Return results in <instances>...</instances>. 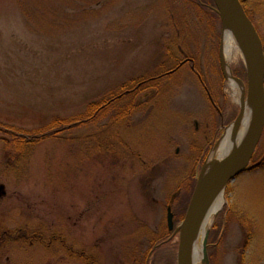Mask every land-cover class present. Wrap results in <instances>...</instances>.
<instances>
[{"label":"rangeland","instance_id":"374dc122","mask_svg":"<svg viewBox=\"0 0 264 264\" xmlns=\"http://www.w3.org/2000/svg\"><path fill=\"white\" fill-rule=\"evenodd\" d=\"M200 3L0 0V234L28 229L45 243L5 244L0 264H176L186 199L239 112L221 23ZM249 4L264 46V0ZM225 63L246 99L241 53ZM178 65L127 113L28 145L55 117ZM251 163L224 189L205 264H264V132Z\"/></svg>","mask_w":264,"mask_h":264},{"label":"water","instance_id":"95a60500","mask_svg":"<svg viewBox=\"0 0 264 264\" xmlns=\"http://www.w3.org/2000/svg\"><path fill=\"white\" fill-rule=\"evenodd\" d=\"M211 1L222 29L227 26L231 30L242 53L247 73L248 91L252 94L253 119L242 143L219 162L215 170V180L203 194H199L198 175L184 218L176 229L178 230L176 264H192L190 255L192 234L201 211L220 190H224L230 182L250 168V162L264 129V53L261 40L239 0ZM219 58L222 63L221 45ZM243 102L242 97L239 112L233 122L236 125L240 123L243 116ZM3 194V186L0 185V195ZM166 224L168 232H173L174 221L170 206L166 208ZM207 235L208 232L202 244L204 256Z\"/></svg>","mask_w":264,"mask_h":264},{"label":"bare ground","instance_id":"6f19581e","mask_svg":"<svg viewBox=\"0 0 264 264\" xmlns=\"http://www.w3.org/2000/svg\"><path fill=\"white\" fill-rule=\"evenodd\" d=\"M241 53L239 45L231 30L225 26L221 39V59L223 63V72L226 79L228 89L232 93L234 100L240 104L241 98H244V87L242 83L235 79L231 70L225 62H229L237 53ZM242 55V53H241ZM253 119L252 94L248 91L247 98L243 102V116L239 124L232 123L225 128L221 138L211 150L200 174H199V194H203L205 190L215 180V170L219 162L224 157L236 149L246 137ZM225 204L224 190H220L214 198L201 211L195 230L192 234L191 243V263L205 264L202 258V239L211 227L215 217Z\"/></svg>","mask_w":264,"mask_h":264},{"label":"trees","instance_id":"16d2710c","mask_svg":"<svg viewBox=\"0 0 264 264\" xmlns=\"http://www.w3.org/2000/svg\"><path fill=\"white\" fill-rule=\"evenodd\" d=\"M241 4L248 18L251 20V22H253L252 19L253 13L251 8L249 7L250 6L249 0L247 3L246 1L241 0ZM199 7H201V9L202 8L207 9L208 12H210V15L213 16V18L219 20V17L214 10V5L211 0H202V3H200ZM179 65L176 66V68L169 69V71L167 70L163 73H160L159 75L136 79L133 80L132 84L122 85L118 89L104 95L100 100L91 101L87 103L85 111L82 114L76 116L75 118H71L69 120H61L58 117H55L51 122L53 126L50 129H46L42 133L29 135V139L26 140L28 145L32 149L35 147L36 144L35 142L37 141L54 138L63 131L73 130L83 126H88L90 124L97 122L98 120H101L102 118H105L108 114L110 115L114 111L118 112V113L116 112L117 115L127 113L129 111V106L131 107L133 105V100L136 98L137 95H142L146 93L150 89L154 88L155 85H157V82L161 81L166 77L171 76L175 72V70L179 68ZM12 133L14 132L12 131ZM21 139L23 138H19L18 139L19 141L17 142H20ZM189 198L190 197H188L186 200H188ZM185 205L186 203L184 202L180 216L185 210L184 209ZM37 233H38L37 231L31 232L28 229H21V228L14 230H5L0 234V248L5 244L14 243V242L25 245L27 244L29 246L35 243L44 245L45 243L43 242L42 237L39 236ZM55 239L57 238L56 237L51 238L47 246ZM165 243L166 242L163 239L161 241H158V243L156 244L160 246V245H164ZM77 257L81 258L83 256L81 254H77Z\"/></svg>","mask_w":264,"mask_h":264}]
</instances>
